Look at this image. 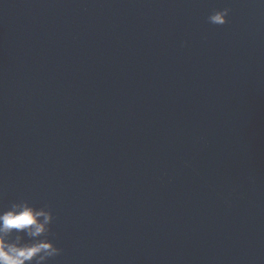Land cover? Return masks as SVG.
I'll use <instances>...</instances> for the list:
<instances>
[{"label":"water","instance_id":"obj_1","mask_svg":"<svg viewBox=\"0 0 264 264\" xmlns=\"http://www.w3.org/2000/svg\"><path fill=\"white\" fill-rule=\"evenodd\" d=\"M24 200L49 264H264V5L0 0V210Z\"/></svg>","mask_w":264,"mask_h":264},{"label":"clouds","instance_id":"obj_2","mask_svg":"<svg viewBox=\"0 0 264 264\" xmlns=\"http://www.w3.org/2000/svg\"><path fill=\"white\" fill-rule=\"evenodd\" d=\"M264 5V0H258ZM231 8L213 11L208 22L222 26L229 22ZM54 215L46 206L36 207L27 200L13 202L0 210V264H49L62 253L47 238Z\"/></svg>","mask_w":264,"mask_h":264}]
</instances>
